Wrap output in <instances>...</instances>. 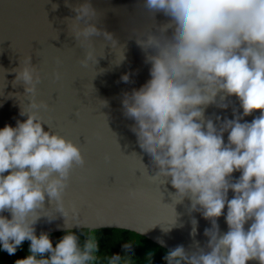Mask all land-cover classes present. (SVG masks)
Wrapping results in <instances>:
<instances>
[{
	"label": "clouds",
	"instance_id": "clouds-1",
	"mask_svg": "<svg viewBox=\"0 0 264 264\" xmlns=\"http://www.w3.org/2000/svg\"><path fill=\"white\" fill-rule=\"evenodd\" d=\"M142 2L159 20V31L173 35L166 42L154 34L137 41L147 52L149 82L122 92L123 114L131 121L140 155L154 168L151 179L170 183L175 200L187 198L189 211L210 223L204 249L189 253L177 245L162 259L165 264H264V0ZM73 11L83 22L74 33L81 43L98 34L116 42L93 22L91 0H79ZM91 57L86 52L82 63ZM12 71L13 82H23L25 92L33 94L40 76L30 58ZM130 76L124 72L120 80L129 82ZM233 96L239 111L233 108L231 118L205 116L208 106L227 108L223 101ZM42 103L30 99L29 107ZM255 110L258 115H252ZM25 115L0 127V251L13 255L27 240V254L13 264H94L99 246L91 229L81 240L66 227L55 244L48 231L36 232L41 215L46 222L56 218L52 208L44 207L45 196L68 217L61 193L69 170L83 157L71 140L45 129L35 111L21 108L19 116ZM249 115L250 121L244 119ZM76 217L73 212L80 226ZM191 225L195 234V217ZM121 253L105 264H131L133 248ZM145 264H152L151 252Z\"/></svg>",
	"mask_w": 264,
	"mask_h": 264
},
{
	"label": "water",
	"instance_id": "water-1",
	"mask_svg": "<svg viewBox=\"0 0 264 264\" xmlns=\"http://www.w3.org/2000/svg\"><path fill=\"white\" fill-rule=\"evenodd\" d=\"M65 2L0 0V127L26 119V115L19 116L21 108L35 111L46 123L45 129L71 140L83 157L82 164L69 170L61 193L68 217L55 210V201L45 196L42 203L53 209L56 218L46 222L41 215L35 225L37 234L44 230L52 237L66 227L116 228L136 232L168 250L177 245L189 253L204 249L209 221L199 212L189 211L187 198L176 201L170 183L151 179L154 168L140 155L131 134L133 126L121 104L123 91L142 89L149 82L147 52L137 41L154 34L166 42L172 32L159 31V20L142 0H91L96 9L93 22L111 32L116 42L98 34L81 43L82 38L74 36L83 25L73 11L79 0ZM88 51L92 57L82 63ZM27 57L40 76L33 94L25 92L23 82H13L16 73L12 69L23 65ZM124 72L131 74L129 82L120 80ZM30 99L43 102L42 106L30 108ZM223 102L229 106L210 105L205 116L218 113L231 118L233 108L239 111L234 96ZM258 113L255 110L252 115ZM252 115L244 119L250 121ZM73 212L80 226L73 220ZM192 217L197 221L195 234H190ZM218 224L222 232L227 230L223 215Z\"/></svg>",
	"mask_w": 264,
	"mask_h": 264
},
{
	"label": "trees",
	"instance_id": "trees-1",
	"mask_svg": "<svg viewBox=\"0 0 264 264\" xmlns=\"http://www.w3.org/2000/svg\"><path fill=\"white\" fill-rule=\"evenodd\" d=\"M72 231L77 232L80 235V239L83 240L89 230L75 229ZM92 231L99 246L98 252L96 253L98 259L94 264H105L109 258L119 259L122 255L121 249L127 246H131L134 252V258L131 264H145L146 253L148 252L152 253V264H165L162 257L168 249L145 236L133 231L116 228H103ZM62 234L63 231L52 235L53 244H55L56 240ZM28 243L25 240L13 255H8L6 252L0 251V264H13L17 258L25 256L27 254Z\"/></svg>",
	"mask_w": 264,
	"mask_h": 264
},
{
	"label": "snow or ice",
	"instance_id": "snow-or-ice-1",
	"mask_svg": "<svg viewBox=\"0 0 264 264\" xmlns=\"http://www.w3.org/2000/svg\"><path fill=\"white\" fill-rule=\"evenodd\" d=\"M144 171L146 172V170L144 169Z\"/></svg>",
	"mask_w": 264,
	"mask_h": 264
}]
</instances>
